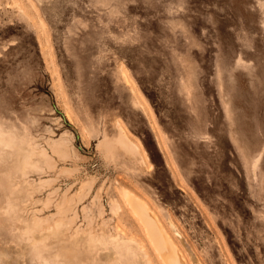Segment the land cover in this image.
Wrapping results in <instances>:
<instances>
[{"label": "rangeland", "instance_id": "rangeland-1", "mask_svg": "<svg viewBox=\"0 0 264 264\" xmlns=\"http://www.w3.org/2000/svg\"><path fill=\"white\" fill-rule=\"evenodd\" d=\"M127 194L264 264V0H0V264H165Z\"/></svg>", "mask_w": 264, "mask_h": 264}, {"label": "bare ground", "instance_id": "bare-ground-1", "mask_svg": "<svg viewBox=\"0 0 264 264\" xmlns=\"http://www.w3.org/2000/svg\"><path fill=\"white\" fill-rule=\"evenodd\" d=\"M126 75L128 76V74ZM127 79L129 78L127 77ZM126 137L127 135L124 133L123 139H125ZM138 142L140 143L139 140ZM62 144V142H59L56 144V147H59ZM127 196L134 211L135 217L146 230L148 238L153 244L155 250L158 252L159 256L162 258L163 262L165 264H188L182 253V250L175 242L173 236L164 226L158 214L153 210V208L149 206L148 202L133 194H127Z\"/></svg>", "mask_w": 264, "mask_h": 264}]
</instances>
